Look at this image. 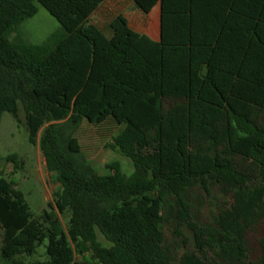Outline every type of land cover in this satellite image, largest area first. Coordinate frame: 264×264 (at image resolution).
Wrapping results in <instances>:
<instances>
[{"label": "trees", "instance_id": "1", "mask_svg": "<svg viewBox=\"0 0 264 264\" xmlns=\"http://www.w3.org/2000/svg\"><path fill=\"white\" fill-rule=\"evenodd\" d=\"M106 1L0 0V124L5 113L20 123L23 108L29 142L61 187L35 215L0 176V264H169V197L174 234L191 231L197 264L228 252L254 264L244 228L263 229L264 264V0H134L145 16L161 4V42L123 15L107 38L90 23ZM39 6L60 29L35 45L20 28ZM85 124L122 129L110 148L133 175L92 166L77 138ZM7 163L23 165L17 154ZM207 201L217 204L205 223Z\"/></svg>", "mask_w": 264, "mask_h": 264}, {"label": "rangeland", "instance_id": "2", "mask_svg": "<svg viewBox=\"0 0 264 264\" xmlns=\"http://www.w3.org/2000/svg\"><path fill=\"white\" fill-rule=\"evenodd\" d=\"M118 15L125 16L131 28L137 33L147 35L153 40L159 39L160 24L155 25L151 16L142 15L136 9L134 0H108L91 17L90 23L98 27L106 36H111L110 22L113 17ZM59 29L60 24L44 8L39 6L38 14L21 26L20 33L26 42L40 45ZM16 36L17 34H13L11 39ZM121 131L122 129L109 136L85 124L77 134L84 156L101 175L113 174V169L109 167L113 163H119L123 173L128 177L134 173L132 162L110 148V145L113 144V138ZM42 132L43 130L39 134V138ZM12 154H17L23 161L21 169L17 171H15L12 164L7 163V157ZM0 176L13 181L17 189L24 193L26 201L35 215H40L43 211L48 210L49 204H54V196L61 188L55 180L54 174L49 173L46 159L39 144L33 146L29 142V136L25 128V112L22 107L20 123H17L9 113H5L0 124ZM216 204L217 201H207L202 213L203 222H209ZM162 214L165 218V248L169 264H184L185 260L188 261V264H197V260L192 255L194 252V239L191 231L186 227L183 228L182 232L186 240L174 234L177 222V206L174 198H167ZM58 216L63 226L66 227L68 218L59 213ZM240 235L247 246L249 260L256 263L262 256L263 229L260 228L256 231L242 230ZM100 239L104 241L101 236ZM41 254H43V251H41ZM224 264L239 263L225 262Z\"/></svg>", "mask_w": 264, "mask_h": 264}, {"label": "crops", "instance_id": "3", "mask_svg": "<svg viewBox=\"0 0 264 264\" xmlns=\"http://www.w3.org/2000/svg\"><path fill=\"white\" fill-rule=\"evenodd\" d=\"M108 1V0H107ZM106 1V2H107ZM105 2V3H106ZM104 3V4H105ZM103 4V5H104ZM100 10V9H99ZM98 10V11H99ZM97 11V12H98ZM140 12V11H139ZM141 13V12H140ZM142 14V13H141ZM143 15V14H142ZM147 16H151L152 18H153V21H154V23H155V25H159L160 24V37H159V39L158 40H154V41H156V42H161V31H162V6H161V4L159 3L153 10H152V12L149 14V15H147ZM146 16V17H147ZM129 26H130V24H129ZM130 28H131V26H130ZM132 29V28H131ZM134 32H136L134 29H132ZM137 33V32H136ZM138 34H140V33H138ZM142 35H144V34H142ZM106 36V35H105ZM112 36H113V32L111 33V36H106L107 38H112ZM147 36V35H146ZM149 37V36H148ZM150 38V37H149ZM152 39V38H151ZM153 40V39H152ZM244 231H249L248 229H246V228H244L243 229ZM242 237V236H241ZM242 240H243V238H242ZM243 242H244V240H243ZM245 243V242H244ZM263 258V248H262V256H261V258L256 262V263H254V264H258L260 261H261V259ZM225 262H233V263H239V264H241L237 259H236V257H235V255H234V253H231V252H228V254H223V255H221V256H219L218 258H217V264H224Z\"/></svg>", "mask_w": 264, "mask_h": 264}]
</instances>
